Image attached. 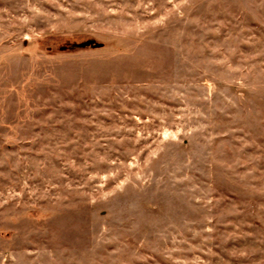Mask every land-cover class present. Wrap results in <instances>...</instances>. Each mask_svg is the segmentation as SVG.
Wrapping results in <instances>:
<instances>
[{"label": "rangeland", "instance_id": "obj_1", "mask_svg": "<svg viewBox=\"0 0 264 264\" xmlns=\"http://www.w3.org/2000/svg\"><path fill=\"white\" fill-rule=\"evenodd\" d=\"M0 264H264V0H0Z\"/></svg>", "mask_w": 264, "mask_h": 264}]
</instances>
